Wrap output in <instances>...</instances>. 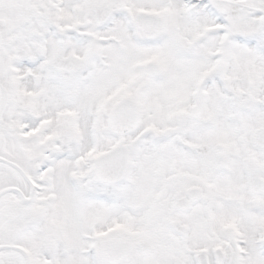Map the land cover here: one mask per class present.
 I'll return each instance as SVG.
<instances>
[{"label": "snow or ice", "instance_id": "6c2138e0", "mask_svg": "<svg viewBox=\"0 0 264 264\" xmlns=\"http://www.w3.org/2000/svg\"><path fill=\"white\" fill-rule=\"evenodd\" d=\"M0 264H264V0H0Z\"/></svg>", "mask_w": 264, "mask_h": 264}]
</instances>
